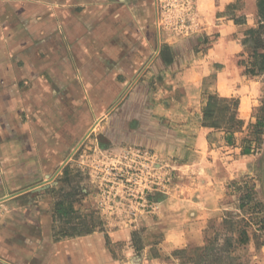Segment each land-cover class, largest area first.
<instances>
[{
    "label": "crops",
    "instance_id": "crops-1",
    "mask_svg": "<svg viewBox=\"0 0 264 264\" xmlns=\"http://www.w3.org/2000/svg\"><path fill=\"white\" fill-rule=\"evenodd\" d=\"M243 1L207 0L225 38L256 27L257 0ZM157 9L154 0H0V264H130L123 253H130L131 229L64 236L50 204L69 153L153 78L161 55L153 46ZM239 51L212 49L195 76L196 65L179 75L177 95L186 87L200 103L202 81L212 75L213 92L238 98L245 119L262 86L232 58ZM197 114V145L206 148L216 130L202 125V108ZM196 161L174 168L186 177ZM219 200L186 204L196 209L194 226L221 211Z\"/></svg>",
    "mask_w": 264,
    "mask_h": 264
},
{
    "label": "rangeland",
    "instance_id": "rangeland-1",
    "mask_svg": "<svg viewBox=\"0 0 264 264\" xmlns=\"http://www.w3.org/2000/svg\"><path fill=\"white\" fill-rule=\"evenodd\" d=\"M154 1L159 9L153 46L168 56L153 63V78L136 88L129 107L115 111L114 119L109 110L98 129L69 153L52 187L54 226L66 231L95 222L101 225L95 230L131 229L130 253L121 252L130 264H214L198 258L197 249L210 243L226 247L233 258L215 264H264V129L256 127L263 115L264 74L257 78L259 103L245 119L239 116L244 124L232 143L220 129L208 134L206 148L197 145L196 125L203 99L214 94L212 75L202 81L200 103L189 100L190 89H178V95L175 90L179 75L184 78L196 65L195 76L214 48H238L232 58L247 67L248 29L225 38L214 28L207 0ZM195 159L198 168L186 177L174 168ZM213 196L220 198L221 211L205 226H194L196 209L186 204L196 198L207 205ZM60 201L72 208L68 217L57 215Z\"/></svg>",
    "mask_w": 264,
    "mask_h": 264
},
{
    "label": "trees",
    "instance_id": "trees-1",
    "mask_svg": "<svg viewBox=\"0 0 264 264\" xmlns=\"http://www.w3.org/2000/svg\"><path fill=\"white\" fill-rule=\"evenodd\" d=\"M258 8V27L249 28L246 32L247 39L245 40V45L250 43V58L251 62L246 67L247 75L259 76L264 74V0H257ZM168 54L163 52L161 57L166 60ZM239 106L240 101L235 97H223L217 93L209 94L206 104L203 107L202 113V125L207 128L214 130L223 129L226 131V140L228 143H232L234 135L236 132L240 131L244 121L239 117ZM259 111L263 112V115L258 119L256 127L259 130L264 129V106H262ZM250 149L246 148L244 154H249ZM73 210L70 207H65L63 201L57 203V215H62V217H68ZM100 224L95 222L88 223L83 229L82 226H72L68 230H59L64 236H75L87 234L95 231V228L100 227ZM84 227V226H83ZM63 231V232H62ZM102 231V230H101ZM229 239H227L228 241ZM242 241V240H241ZM198 258L200 261H206L214 264L216 262H221V260H232L230 252L227 251L226 247H217L210 243L205 247H200L197 249ZM222 252V255L220 254ZM225 254V255H224ZM224 255V256H223Z\"/></svg>",
    "mask_w": 264,
    "mask_h": 264
},
{
    "label": "built area",
    "instance_id": "built-area-1",
    "mask_svg": "<svg viewBox=\"0 0 264 264\" xmlns=\"http://www.w3.org/2000/svg\"><path fill=\"white\" fill-rule=\"evenodd\" d=\"M5 209L0 205V218L3 216Z\"/></svg>",
    "mask_w": 264,
    "mask_h": 264
}]
</instances>
